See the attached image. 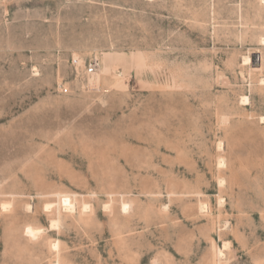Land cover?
Segmentation results:
<instances>
[{
    "label": "rangeland",
    "instance_id": "rangeland-1",
    "mask_svg": "<svg viewBox=\"0 0 264 264\" xmlns=\"http://www.w3.org/2000/svg\"><path fill=\"white\" fill-rule=\"evenodd\" d=\"M0 264H264V0H0Z\"/></svg>",
    "mask_w": 264,
    "mask_h": 264
},
{
    "label": "bare ground",
    "instance_id": "bare-ground-1",
    "mask_svg": "<svg viewBox=\"0 0 264 264\" xmlns=\"http://www.w3.org/2000/svg\"><path fill=\"white\" fill-rule=\"evenodd\" d=\"M246 62H251V59H250V57L249 56H247V57H245V59H244ZM246 64V63H245ZM251 64V63H250ZM245 99H246V97H245ZM246 100H248V98L246 99ZM63 203L66 205V208H68V209H73L74 207H75V204H74V202L71 200V198L70 197H68V196H65L64 198H63ZM6 205V204H5ZM10 206V205H9ZM50 206V205H49ZM48 207V206H47ZM4 208V207H3ZM5 209V208H4ZM7 212V211H6ZM54 224H55V222H54ZM38 231H40V230H38V228H34V227H29V230H28V232H30V233H32L33 235L34 234H38ZM227 246V244H225L224 245V247H226ZM219 254L220 255H222L223 254V251H222V249H219Z\"/></svg>",
    "mask_w": 264,
    "mask_h": 264
},
{
    "label": "built area",
    "instance_id": "built-area-1",
    "mask_svg": "<svg viewBox=\"0 0 264 264\" xmlns=\"http://www.w3.org/2000/svg\"><path fill=\"white\" fill-rule=\"evenodd\" d=\"M96 65L95 64H89L87 67H85V72L87 74H93L95 72Z\"/></svg>",
    "mask_w": 264,
    "mask_h": 264
}]
</instances>
